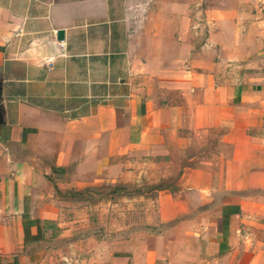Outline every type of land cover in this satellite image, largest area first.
Wrapping results in <instances>:
<instances>
[{"label": "crops", "instance_id": "1", "mask_svg": "<svg viewBox=\"0 0 264 264\" xmlns=\"http://www.w3.org/2000/svg\"><path fill=\"white\" fill-rule=\"evenodd\" d=\"M154 2L128 30L108 0H0V264H56L40 223L68 215V191L148 172L121 167L130 153L182 161L155 186L157 229L109 264H264V56L237 19L252 8L207 0L198 21Z\"/></svg>", "mask_w": 264, "mask_h": 264}, {"label": "rangeland", "instance_id": "2", "mask_svg": "<svg viewBox=\"0 0 264 264\" xmlns=\"http://www.w3.org/2000/svg\"><path fill=\"white\" fill-rule=\"evenodd\" d=\"M205 1L207 0L192 2L186 0V5L198 7L200 10L192 15L195 20L204 21V8L207 4ZM218 1L225 2V0ZM150 2L155 4L154 0H108V4L115 5L121 10L131 7L130 21L121 22L122 27L128 30H130V23L142 16L137 10L136 12L134 10L140 5L150 4ZM244 2L251 6L252 14L237 19L251 25L243 32H249V35L261 39V43L260 41L254 42L256 50L253 58L258 59L260 56H264V0H244ZM123 12L120 14L117 12L122 20L124 19ZM119 30H117V34ZM207 32V26H205L199 31L198 36L203 37ZM184 33L188 35V31H184ZM110 80L109 85L115 79ZM137 154L130 153L129 156L126 154L118 159L121 167L128 168L135 165L145 169L149 166L148 172L142 171L140 174L134 173L129 175L130 177L126 176L116 180L123 185L104 178L101 180L103 183L101 185L91 184L81 191H68L64 195L71 198V201L63 206L68 215L64 216L62 220L40 223L42 237L36 244V250L41 251L39 256L42 259L40 260L46 262L50 260L56 264H109L110 258L115 256L113 252L108 251L109 249L113 250V242H118V240L125 242L131 236L134 240H143L149 229H157V226L151 227V224L146 222L145 214L153 208L151 200L156 194L155 186H172L182 158L180 154H174L172 157L161 158L160 155H156L146 159L144 154L136 157ZM163 169H168L170 173L162 175L157 172ZM161 178H165L167 181L160 182ZM148 203L149 205H147Z\"/></svg>", "mask_w": 264, "mask_h": 264}, {"label": "water", "instance_id": "3", "mask_svg": "<svg viewBox=\"0 0 264 264\" xmlns=\"http://www.w3.org/2000/svg\"><path fill=\"white\" fill-rule=\"evenodd\" d=\"M56 38H57L58 40H60V39L62 38V31H61V30H57V31H56Z\"/></svg>", "mask_w": 264, "mask_h": 264}]
</instances>
